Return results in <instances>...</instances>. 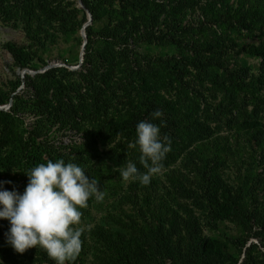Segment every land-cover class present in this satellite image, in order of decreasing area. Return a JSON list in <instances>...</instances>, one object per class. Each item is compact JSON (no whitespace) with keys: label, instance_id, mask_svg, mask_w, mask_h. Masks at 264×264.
Masks as SVG:
<instances>
[{"label":"trees","instance_id":"trees-1","mask_svg":"<svg viewBox=\"0 0 264 264\" xmlns=\"http://www.w3.org/2000/svg\"><path fill=\"white\" fill-rule=\"evenodd\" d=\"M19 1L0 0V19L4 20L3 17L11 12L10 3ZM54 1L59 0H38L37 9L49 16ZM160 1L80 0L92 21L103 16L106 23L96 32L88 25L84 28L86 40L79 65L75 69L63 65L50 66L12 81L11 91L14 93L7 99L0 97V103H9L6 109H0V170L6 175L3 181H11V184H4V189H15L23 194L28 184L26 173L41 163L63 159L66 164L75 163L84 169L89 179H98L100 190L115 198L116 203L127 205L126 210L119 209V212L111 209V204L107 205L103 217L93 222L92 227H87V232L83 230L79 255L65 264H261L260 256L264 252L257 246L264 249V238H260L258 245L252 241L247 245L243 243L242 258L229 261L220 255L230 249V245L224 246L217 255L212 252L206 237L199 234L198 214L185 217L179 211L154 209L153 193L160 184L156 181L157 174L144 186L139 181H124L119 171H114L110 165L122 164L124 167L132 161L141 173L147 172L139 160V146L129 147L137 139L136 126L141 121L158 125L161 138H169L171 150L165 159L173 151L172 134L168 128L171 126L169 121L174 120L151 85V82L161 83L162 79L153 72L148 73V58L135 52V45L140 41L160 39L186 47L194 54L215 51L225 54L228 47L236 46L233 35L243 36L249 40L243 45V51L259 58L257 72L248 83L264 89V36L254 33L260 27L249 15L248 8H241L236 16L224 12L216 23L209 24L210 35L205 33L204 26L198 29L200 41H188L182 38L184 32H189L188 27L181 25L184 11L179 10L174 16H169L165 6L171 2L179 4L191 0ZM153 26H156L154 30L151 29ZM7 48L19 67L28 66L33 58L39 60L34 50L27 51L23 45L8 44ZM61 61L69 64L63 59ZM214 64V61L205 60L203 66ZM170 68L176 67L172 64ZM238 72L246 76L248 69L240 67ZM228 75L233 79L234 69L229 70ZM19 84L21 87L15 90ZM120 96L134 102V106L125 118L119 119L124 113H117L113 118V104ZM156 110L163 115L153 119L151 113ZM26 114L31 117L28 122L25 121ZM249 133L257 135L258 131L254 129ZM63 136H68V139L62 140ZM111 142L118 148L107 146ZM202 167L200 190L203 195L197 207L207 214L215 212L216 216H222L228 214L230 204L239 206L238 196L215 195V181L220 180L217 176L213 180L211 176L208 178L207 166ZM243 169L255 171L247 188L252 198H258L256 192L264 189L259 176L264 171V163L259 152L248 155ZM100 204L95 196L90 197L88 207L80 209L81 220L91 219L90 210L99 208ZM251 219L258 222L256 233L264 230V205L255 214L248 215L247 220ZM8 222L0 219L4 231H7ZM74 227L84 228L81 224ZM0 264H56V261L37 245L23 254L13 248L0 251Z\"/></svg>","mask_w":264,"mask_h":264},{"label":"rangeland","instance_id":"rangeland-1","mask_svg":"<svg viewBox=\"0 0 264 264\" xmlns=\"http://www.w3.org/2000/svg\"><path fill=\"white\" fill-rule=\"evenodd\" d=\"M154 1L161 3L160 0ZM37 4L38 0L12 2L11 12L3 17L4 20L0 19L2 99H7L14 93L11 91L12 81L21 78L23 74L31 76L34 74L32 72H41L55 65L75 69L78 64L80 45L86 40L85 35L82 36L81 27L90 16L88 10L82 7L80 0H59L51 4L52 14L46 16L40 13ZM241 8H248L249 15L258 22L260 30L254 33L264 36V0H191L179 4L171 2L165 6V11L169 16H174L176 11H184L181 25L188 27L189 32H184L182 38L200 41L199 28L205 26V33L210 35V23H216L224 12L236 16ZM252 12L254 15H251ZM105 23L103 16L95 22L90 17L88 26L96 32ZM155 27L151 29L154 30ZM211 27L213 29V25ZM149 29L150 27L148 32ZM233 36L236 46L228 47L225 54L216 51L194 54L186 47L160 39L140 41L134 48L140 57L148 58V73L153 72L161 77V83L151 82V85L159 94L164 109L174 120L169 121L171 126L168 128L172 134L173 151L164 160L161 173L156 176V181L160 184L153 193V207L157 210L166 208L179 211L185 217L188 214L190 217L198 214L196 221L199 224V234L206 237L212 252L217 255L223 251L224 246L230 245V249L224 250L220 255L229 261L242 258L243 243L247 245L252 241L258 245L260 238H264V230L259 233L255 231L258 230V222L247 220L248 215L262 209L264 189L256 192L258 198H252L247 187L255 171L243 169L248 155H254L255 151L256 154L259 152L264 163V89L248 83L256 74L259 64V58L246 54L242 49L249 40L243 36ZM8 44L16 47L23 45L30 52L34 50L39 60L33 58L28 66L19 67L7 48ZM61 59L69 64H64ZM205 60L214 61L215 64L204 67ZM172 64L176 68H170ZM240 67L248 69L246 76L238 72ZM231 69L235 71L233 79L228 75ZM149 80L152 81L150 74ZM235 82L248 86L238 87ZM20 87L21 84L15 90ZM7 104L5 101L0 103V109H6ZM113 106L111 116L115 118L117 113H124L120 119L125 118L134 102L120 96L115 99ZM30 120V115L26 114L25 121ZM254 129H257V135L249 133ZM67 137L63 136L62 140H67ZM113 144L111 142L107 146L117 149L118 146ZM110 165L114 171H119L122 167V164H118L120 167ZM202 166H207L208 178L211 176L213 180L217 176L220 180L215 181V195L240 197L237 202L240 205L234 207L230 204L228 214L216 216L214 211V214H207L197 207L199 198L203 195L200 190ZM259 176L264 186V171ZM5 178L6 175L0 170V181ZM110 204L115 212L127 208L126 204L120 205L115 198L106 194L99 208L90 210L92 218L81 220L80 224L85 228L83 230L87 232L93 222L103 217V210ZM10 226L8 222L7 231H4L0 223L2 252L12 248L5 235ZM257 248L264 252L261 245ZM260 258L261 264H264V255Z\"/></svg>","mask_w":264,"mask_h":264},{"label":"clouds","instance_id":"clouds-1","mask_svg":"<svg viewBox=\"0 0 264 264\" xmlns=\"http://www.w3.org/2000/svg\"><path fill=\"white\" fill-rule=\"evenodd\" d=\"M162 115L160 110L151 113L153 119ZM136 136L129 147L139 146V160L147 172L141 173L129 161L119 168V174L124 181L147 186L153 175L161 173L162 161L171 150L170 140L161 138L160 127L147 121L137 124ZM26 175L28 184L23 194L4 189V184L11 181H0V219L11 225L5 234L7 242L20 254L39 245L56 264L74 261L82 248L83 229L74 227L81 223L80 209L88 207L90 197L95 196L99 202L105 196L98 179H89L84 169L63 159L41 163Z\"/></svg>","mask_w":264,"mask_h":264},{"label":"water","instance_id":"water-1","mask_svg":"<svg viewBox=\"0 0 264 264\" xmlns=\"http://www.w3.org/2000/svg\"><path fill=\"white\" fill-rule=\"evenodd\" d=\"M81 6V5H80ZM89 15V14H88ZM90 21V16H88V19H87V22L84 23L81 27V33H82V36L84 37V28L88 25ZM84 44H85V39L82 41L81 45H80V52H79V60H78V64L75 66V68L79 65V63L81 62L82 60V54H83V47H84ZM48 68V67H47ZM46 69V68H45ZM72 69V68H71ZM43 71V70H42ZM37 72H40V71H37ZM32 73H35V72H32ZM9 103L7 104V107H8Z\"/></svg>","mask_w":264,"mask_h":264}]
</instances>
